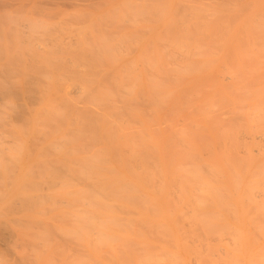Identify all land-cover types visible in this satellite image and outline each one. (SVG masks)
I'll use <instances>...</instances> for the list:
<instances>
[{"label":"bare ground","instance_id":"1","mask_svg":"<svg viewBox=\"0 0 264 264\" xmlns=\"http://www.w3.org/2000/svg\"><path fill=\"white\" fill-rule=\"evenodd\" d=\"M224 1L221 32L217 25L207 33L216 24L194 12L201 28L209 24L206 33L196 25L195 35L193 28L192 35H174L167 31L171 23L164 29L168 33L150 32L149 26L146 33L145 25L140 27L142 35L136 31L138 37L127 33L130 43L114 35L116 42L112 38L98 43L114 48L93 47L91 54L71 51L73 59L79 58L72 67L61 63L65 55L57 63L53 51L61 49L49 51L55 54L45 58L56 59L57 65L47 68L49 75L41 73L49 84L46 91L54 97L45 106L47 123L39 125L38 160H27L22 199L32 219L29 227L35 229L29 231L36 233L35 241L29 232L27 237L34 243L29 242L37 264H180L188 258L184 250L204 248L190 243L214 240L222 243L220 259L233 258L224 264H246L245 259L247 264H264V245L259 243H264V0ZM138 2L140 11L154 13L155 8L149 12L147 3L142 9L143 2ZM162 3L160 15L170 6ZM188 5L180 3L176 9L186 14ZM135 14L132 25L137 16L147 24L144 15ZM148 19L150 23L152 17ZM20 23L24 33L30 22ZM28 72L24 76L30 78ZM33 77L32 82L37 80ZM47 77L53 78L52 84ZM29 80L24 82L32 94ZM91 80H109L112 86L99 88L93 97L85 86L81 97H72L70 90L61 94L60 87L70 81ZM86 99H91L84 105L86 111L74 116ZM108 99L104 108L97 103ZM91 106L94 115L87 112ZM0 143L10 149L6 141ZM19 151L14 156L18 161L13 160L20 163ZM4 152L0 162L6 157L9 164ZM13 160L15 168L19 163Z\"/></svg>","mask_w":264,"mask_h":264},{"label":"rangeland","instance_id":"2","mask_svg":"<svg viewBox=\"0 0 264 264\" xmlns=\"http://www.w3.org/2000/svg\"><path fill=\"white\" fill-rule=\"evenodd\" d=\"M70 1L71 2H66L65 0H0V142L6 141L5 144L8 146L7 149L10 148L8 151L6 149L4 150L3 148L6 146L3 144L4 145L3 148L0 147L3 150H1V149L0 150H1V152L6 151V152H4L5 154L6 153L9 154L10 162L13 160L14 156L17 157L18 155H20V154L16 153L19 151V148H22V150L24 151V152L19 151V153H22L21 157L20 156H19L20 158L18 157L21 161L20 163L17 162L18 161L17 158L14 157V159H16L17 161L16 160H13V161H16L17 162L16 164L19 163L17 165V167L15 166V168L10 165L14 162L10 163L8 161L9 162V164H8L6 161L7 160L6 157H5L6 160L4 159L5 161L3 160L2 162H0V264H26L29 261L32 264H33V262H34V264L35 263L37 264V260L33 256L35 254V252H33L31 250L33 245L31 247V244H29L30 239H28V237H29V238H31L32 241H35V240H33V238L34 239L36 238L34 236L36 233L34 234V232L29 231V228L31 227V226L29 227V224H30L29 221L31 222L32 219L26 216V215H28L26 213L27 209L25 208L27 206H25V203H23L24 201L22 199H23V196L25 195L24 191H27V189L25 188L26 185L24 186V184L27 183V178H26V174L28 172L27 171L28 170V166H27L28 161L27 160H28L29 156L31 158V159L29 158L30 162H36L38 160L37 152H38V149L40 148L38 146V141H39L38 140V134H39L38 131L43 129V127L40 128L41 125L43 126V125H45V123H47L48 115L44 112V110H45V106L48 104V101L50 99L52 101V96H53V93L50 95V94H48V91H46V89L48 90L49 84H45V81H46L45 78L46 77L44 76L45 77L44 78L43 75L45 73H48V71H46V70H49V69H47V68H50L59 59L61 61H63L61 57H63L64 55H65V57H67V59H65V57H64L63 59H65V61L61 62V63L67 64L68 66L72 67L74 63L76 64L79 62V60H77L79 58H75V56H74L75 59H73L71 56L72 54H69L72 52L75 53L74 51L79 53V50H82V51H84V53H82L80 51L82 54H85V53L91 54V52L94 50L93 47L96 50L98 49V47L101 49H105L108 47L114 48L112 44L106 45L104 43V44L98 45V43H100V42H104V41L109 42L110 39L112 40V38L115 37L114 35L118 36V37H116L117 40H120V38L121 39L127 38L125 42L128 43L129 42L128 40H130L131 37H134L138 33V32L136 33V31H138V29H139V33H140V30L142 28H144L145 25H147V28H148V26L151 27V29L150 28H148V29L144 28L145 30L143 32H146V33H147V31L149 32V29H150V32H153L156 34H160V33L165 34V32H167V31L171 32V34H173V31H174V35H178L181 32H183V34L181 33L182 35H184V32L185 33L189 32L192 35L193 32H191L192 31L191 29L193 28L194 29L193 30L194 35H195L196 32H199V31H196V28L199 25L198 22L199 21L201 22V19L199 20L198 16L202 15V17H199V18L204 17L205 18V19L203 18L204 21H207V19H210L208 21H210V23L212 22L211 24H213V23L216 24L215 26L213 24L214 27H211L209 29V31H208V28H206L209 25V24L207 25V23H209L208 21H207V23L205 22L207 25L206 27L204 26L205 23L203 24V26L207 30H205V28H203V27L201 28L202 24L199 25L201 28V31H203V29H204L205 30L204 33H206L207 31H208L207 33H211L212 29L216 31V29L218 28L217 25L222 24V18L221 17L224 15V11L226 10V8L224 6V3H226V1H224V0H200V1L199 0H191V2L188 0H184V1H181V0H171V1L165 0L164 3L167 2V3H169L170 6L167 7V9L169 8L168 10H166V11L162 10V11L166 12V13L162 12V14L164 13L163 15H160V11H159L160 7H162V6H160V3L163 2V1L160 2V0H154V3H156L155 6H153L154 4L151 1L150 2L152 3V5L148 4V0H147V2L145 0L144 1H141V0H133V1L132 0H128V1L127 0H111V1L110 0H108V1L97 0L96 1L95 0L96 2L92 1V0H87V2H86V0H70ZM136 1H140L141 4L143 2L142 9H146L148 7L149 9L147 8V10H149V12H152L153 11L152 9L155 8L153 11L154 13H150L152 15H149L148 11H146V10L145 11L147 13L144 10H143L144 11V13H143L142 11H140V8H141L140 3L138 2L136 5ZM186 1H188L190 3L194 2V4L190 5V3H189V5H188V3ZM93 2H94V4L96 3L98 5H94ZM102 2H103V5H102ZM179 2L182 3V7H183L184 3L186 5H188V7L190 6L189 8L184 7L187 10L189 9L188 10L189 12H187V10H185L189 14H187V13L182 14V13H180L179 10H177V9H179V7H178L180 5ZM130 3H132V4H130ZM144 3L148 4V6L146 5L147 7L145 6V8H143ZM164 3H162V4H164ZM177 3L179 4L178 6H177ZM133 4H135V8L137 6L139 11L137 10V8L136 9L134 8ZM138 4L140 5L139 7H138ZM171 5L173 7H171ZM195 5L198 8L194 7ZM150 6H153V7L150 8ZM164 7H165V5H163L162 9H164ZM176 7H178V8L176 9ZM182 7H180V8H182ZM193 7H194L195 11H193L194 10ZM204 7H205V10L203 9ZM223 7H224V9H223ZM175 9L177 11H179L180 14L185 15V16L183 17L182 15L177 14V11H175ZM198 9H199V13L197 11ZM169 10H170V12H168ZM200 10L203 12V14L201 13ZM216 10H218V11L216 12ZM50 11H51V14L49 15ZM136 11H138L140 13L142 12L143 14L142 13L140 14ZM182 11H184V10H182ZM185 11H184V13H185ZM135 12H136V14H135ZM194 12L197 13L196 15H198V14L199 15L196 16ZM54 13L56 15L52 16V14H54ZM130 13H132V15ZM133 13L135 15L140 14L142 17L145 13H146V15L148 14L147 18L145 17V15H144L145 18L143 17L144 19L148 20V22H147V20L145 21V22H147V24H144V25L141 24L140 17L138 19V16H137V18L135 17L136 18L135 21L133 20L135 26L132 25L133 22L131 23V21H132V19H134ZM166 14L169 16L167 17ZM175 14H177V15H175ZM173 15L175 16L174 18L171 17ZM130 16H132V17L130 18ZM159 16H161V17H159ZM206 16H208V17H206ZM142 17H141V19H142ZM151 17H152V19L150 20L151 21L150 22L151 24H150L148 18H151ZM187 17H188V21H187ZM218 17L221 18V20L219 18L221 23H219V22L217 23L215 21V20H218ZM63 20H65V21H63ZM189 20H192V21H190V25H187V23L189 24ZM23 21L27 22V23L30 22V27L23 28L25 30L24 33H23V31H21V29L19 27V24H21L20 22H23ZM31 21H32V23H31ZM61 21H63L64 23ZM194 21H195V24H194ZM15 22H17V24H15ZM18 22H19V24H18ZM67 22H69V23L67 24ZM56 23H58L59 26ZM142 23H144L143 20H142ZM192 23L194 26H192ZM153 24L156 26H153ZM168 24H170L169 30H167V28H166ZM184 24H186L187 26H185ZM46 25L47 26L51 25L50 28L48 27L49 30L46 27ZM100 25H103L104 27L107 26L106 27L107 30L105 28H103V26H100ZM126 25H128V26H126ZM136 25H137V27H136ZM196 25H197V27H195ZM118 26H119V28H118ZM120 26H122V27H120ZM152 26H153V28H152ZM57 27H58V29H57ZM112 27H113V29H112ZM140 27H141V29H140ZM13 28H14V30H13ZM15 28H16V30H15ZM200 28L198 27L197 30L198 29L200 30ZM214 28H216V29H214ZM45 29H47V30L45 31ZM50 29L53 30L54 32L51 31ZM164 29H166L167 31ZM117 30L118 31L120 30V31L118 32ZM142 30H141V35H142ZM217 30L220 31L221 26H220V29H217ZM17 31H18L19 35H17ZM116 31H117V33H116ZM163 31H164V33H163ZM186 31H188V32H186ZM55 32L57 33V35ZM176 32L177 33L179 32V33L177 34ZM122 33L124 34L125 38L121 36ZM127 33H129L131 35V37L130 36L128 37L129 34H127ZM200 33H203V32H200ZM181 34H179V35H181ZM139 35H136V36L138 37ZM187 35L189 36V34H187ZM198 35H200V34H198ZM198 35L196 34V36H198ZM25 36H26V38H24ZM20 37L21 38L23 37L25 42L23 41V39L21 41ZM77 37H79V38H77ZM80 39H81V41H80ZM114 39L112 41L111 40L110 41L112 43L116 42L117 40L116 39L114 40ZM19 40L21 43L24 42V43H22L23 46L19 42ZM93 40L96 42H94ZM47 41H48V43H47ZM50 41H52V43ZM53 42L56 43V44H54L55 47L49 48V46L50 47L52 46ZM64 43H65V45H64ZM95 44H96V46H95ZM19 45H21V46H19ZM183 45L184 44H182V46ZM63 46L65 48H63ZM178 46L181 47V44H178ZM55 48H57V50L59 49V51L61 49L65 53L61 55L60 52H62V51H60V52L53 51V49H55ZM30 50L32 52H29ZM65 50L67 51L68 54L66 53ZM49 51L57 52L56 54L53 52L51 53L53 55L55 54V58L57 60L55 58H53V61L55 59L56 62H51V60L49 61L48 58H45V57L50 58L49 55H51V54ZM12 53H14V54H12ZM57 54H59V55H57ZM114 54L115 53H113V55ZM27 55H29V56H27ZM53 55H52V57H53ZM113 55L111 54V56H113ZM13 56H15L14 59H13ZM79 56H81V55H79ZM52 57H51V59H52ZM114 57H115V55H114ZM82 58H83V55H82ZM23 59L25 60V63H24ZM110 59H111V57H110ZM60 60L57 63H60ZM71 60H73V61H71ZM90 60L91 59H89L88 62H85V63H89ZM110 61L112 62V60H110ZM113 61H115V58ZM20 62H21V64H20ZM40 62H44V63L41 64ZM93 62L94 61H92V63ZM57 63L55 65H57ZM93 64H95V63H93ZM42 65H44V66H42ZM45 65L48 67H45ZM53 67H51V68H53ZM20 68H21V70H20ZM84 68L88 69V67H84ZM13 69L15 70L14 71L15 73H13V71H11ZM87 69H84V71ZM25 70L29 71L28 73L31 72L32 74L31 73L30 74L32 76H35L33 78H37V80L36 79L34 80L33 78L32 79L34 80V82L29 80V79H31L32 76L30 75L29 76L30 78L26 77L27 73H25ZM41 70H42V72H44V71H46V72L44 74H42ZM16 71H18V72H16ZM21 72H22V75H21ZM11 74H13V75L15 74V75L13 76ZM39 74L41 76H39ZM49 74H50V71L47 75H49ZM53 74H54V72L52 71L51 75H53ZM24 75H26V76H24ZM25 77L27 80L31 81V83H32V85H31L32 89L30 88L31 92H33L32 94L30 92H28L29 91L28 87L30 85L29 84L27 85L25 83V82H27V80H25ZM39 77H41V78L39 79ZM48 77L51 78V76H48ZM48 77H47V80L49 81ZM51 80L49 81V83L52 84ZM29 81H28V83H30ZM108 82H109V80L76 81V83H73L72 81H70L66 86H61L60 90H61L62 95H67L69 93V90H70V91H72V97L76 98L78 95L81 97L80 90H81L82 86H85L88 89L93 91V93L90 95L91 97H93L99 88L105 89L106 86H109L111 88L112 83H108ZM46 86H47V88H46ZM33 88H35V89H33ZM43 88L45 89L44 91H43ZM90 101H91V99L84 100L83 103L74 111V113H75L74 116L78 115L79 113L85 112L86 110H85L84 105H87V103H89ZM109 102H110V99H108L106 101H102V102H97V103H100L101 106H103V108H104L106 106V104ZM93 106H91L87 111V112H90V114H92V115L95 114ZM36 127H38L39 129H36ZM14 141H20V144L18 142L19 146H18V144H17V146H15ZM32 141L35 142L36 149L38 147L36 153H34L36 149L35 150L31 149L30 143L34 144V142H32ZM1 144L2 143H0V145ZM33 144H32V146H33ZM39 145L41 146L40 143H39ZM15 148L17 149V151H15L16 150ZM11 151L15 155L11 156L10 155ZM32 154H34V156H32ZM7 158H8V156H7ZM1 159H3V158L1 157ZM8 168H9V170H8ZM31 228H33V227H31ZM27 232L31 233L32 235L28 234V237H27ZM6 236H8V237H6ZM30 243H32V242H30ZM259 243H261V245H264L263 242H259ZM32 244H34V243H32ZM190 245H192V246L202 245V246H204V248L203 249H195L194 247H191L188 250H184L183 253H185L188 256V258L184 262H181V259H179L180 258L179 257L178 262H181L180 264H224L226 260H232L233 259L232 257L227 256V259L224 261L218 257V252L220 253L218 248L220 245H222V243L220 241H216V240L204 241V242L196 241V242L190 243ZM254 245L260 246V244H254ZM170 252H172V251H170ZM28 255L31 256V259H29L30 257ZM173 256H175V255H170V258H172ZM169 261L170 260L168 259V262ZM247 261H248V259H245L246 264H247ZM255 261L258 262L257 260H255Z\"/></svg>","mask_w":264,"mask_h":264}]
</instances>
